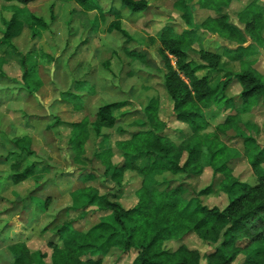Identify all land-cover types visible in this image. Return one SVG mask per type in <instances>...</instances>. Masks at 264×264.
Here are the masks:
<instances>
[{"label": "trees", "instance_id": "trees-1", "mask_svg": "<svg viewBox=\"0 0 264 264\" xmlns=\"http://www.w3.org/2000/svg\"><path fill=\"white\" fill-rule=\"evenodd\" d=\"M4 1L28 4L36 0ZM76 1L86 9L102 8L100 0ZM117 1L119 7H110L109 11L119 19L111 21L108 29L117 30L127 40L130 35L121 26L120 10L127 9L131 16L140 15L149 3L147 0ZM231 1L197 0L199 8L213 10L215 14L195 21L190 1L175 0L174 5L181 9L180 14L187 26L178 33L166 25L157 33V50L163 63L161 83L172 103L170 116L183 124L187 131L179 137L171 136L167 121L158 114L157 96H151L139 110L126 109L119 113L115 111L125 101L104 102L97 106L93 120L88 121L85 117L72 122L69 138L72 157L85 161L86 142L93 134L91 159L103 165L105 189L101 191L100 186L88 182L96 179L95 171L82 172L80 204L66 209H73L77 214L61 221H51L43 228L51 230L54 235L47 241L49 260L46 259L47 252L31 250L26 242L18 240L10 245L12 264H103V257L114 249L134 251L133 259L126 264H264V144L260 145L251 136L244 138L243 153L256 178L255 182H250L234 175L232 155L226 151V145L204 130L208 118H215L219 111L231 107L217 123L216 128L224 131L240 111L264 96V74L255 67L256 60L250 62L244 58V53L253 46L264 45V0H239L245 4L238 12V22L228 19V13L222 10ZM33 18L41 20L40 17ZM4 24L0 43L9 40L20 28L15 14ZM198 28L216 32L235 43L233 48L223 46L222 52L231 59H241L239 70L227 67L228 62L222 60L218 48L200 46L196 49L198 59L189 57L184 46L193 45ZM248 39L250 41L244 44ZM126 49L132 56L143 57L134 49ZM201 70L203 73L199 74ZM221 71L224 78L213 82ZM33 76L26 65L21 77L29 90L38 86ZM233 79L241 87L237 97L239 103L226 93ZM124 125L133 128L127 129ZM114 126L120 135L112 139L103 128ZM13 144L17 149L11 151V180L20 183L31 178L35 186L41 184L48 165L29 161V157L35 154L32 137H17ZM114 156L118 160H114ZM207 166L212 169L213 180L195 194L191 183L186 180L157 178L165 171L200 175ZM128 171L139 176L134 189L137 198L131 206H125L120 200L128 184L124 180ZM33 190L35 188L29 189L26 197H31ZM216 190L227 195L228 201L223 207L202 201L201 195ZM186 192L194 195L186 197ZM49 200V196L43 197L42 208ZM89 207L108 212L109 217L86 230L76 228L73 224L76 217L84 216ZM191 233L211 247L201 253L183 240L175 247L167 245V241L179 240Z\"/></svg>", "mask_w": 264, "mask_h": 264}, {"label": "rangeland", "instance_id": "rangeland-1", "mask_svg": "<svg viewBox=\"0 0 264 264\" xmlns=\"http://www.w3.org/2000/svg\"><path fill=\"white\" fill-rule=\"evenodd\" d=\"M174 1L147 0L149 5L140 15L131 16L127 9H121V26L130 35L126 40L127 37L117 30L108 29L111 21L119 19L109 11L110 7H119L117 0H100L101 9H86L76 0H36L28 4L0 0V37L5 29L4 21L13 14L20 21L16 33L0 43V264H12L10 245L18 240L26 242L31 250L47 252L46 259L49 260L47 241L54 235L51 230L43 228L51 221H61L77 214L73 209H66L67 206L80 204L82 172L95 171L96 179L88 182L100 186L101 191L105 189L102 183L105 177L103 165L91 159L93 134L86 142L85 161L73 159L69 143L71 122L85 117L88 121L93 120L97 106L104 102L125 101L115 111L119 113L126 109L139 110L151 96H157L158 114L167 121L171 136L179 137L187 131L183 124L170 116L172 103L161 83L163 63L157 50L156 36L163 26L169 25L178 33L187 26L180 14L181 9L174 5ZM189 1L195 21L215 14L213 10L199 8L197 0ZM244 4L243 1L233 0L222 10L228 13V19L237 21L238 12ZM33 17H40L41 20L36 21ZM196 33L193 45L184 46L189 57L198 59L196 49L200 46L218 48L222 60L228 62L227 67L239 70L241 59H231L221 50L222 46L233 48L235 43L202 28H198ZM126 48L136 50L135 53L143 54V57L130 55ZM244 58L250 62L256 60L255 67L264 74V45L253 46L244 53ZM26 65L38 85L31 90L22 82L21 75ZM198 73H203V70ZM222 73L219 72L213 82L224 78ZM240 88V84L233 79L226 91L237 103ZM228 110L219 111L215 118H208L204 130L226 145V151L232 155L234 175L255 182L256 178L243 153L244 138L251 136L260 145L264 144V96L248 109L240 111L238 117L221 131L216 128L217 123ZM179 128L184 132H179ZM103 131L111 134L112 139L120 135L115 126L103 128ZM23 135L32 137L35 154L29 157V161L48 165L41 180L45 184L34 186L31 197L26 195L32 187V179L14 183L10 178L11 151L17 149L12 141ZM202 156L205 157L204 154ZM117 158L114 156V160ZM161 177L186 180L194 188V194L213 180L212 169L208 166L200 175L165 171L157 175V178ZM138 179L135 172L126 173L124 180L128 184L120 199L125 206H131L136 201L134 189ZM194 194L186 192L184 195L190 197ZM45 195H50V200L42 208L41 200ZM201 198L203 202L219 207L228 201L227 195L218 190L201 195ZM89 209L84 216L76 217L73 222L76 228L86 230L95 222L109 217L108 212L95 211L93 207ZM182 240L201 253L211 247L194 233L179 240L167 241V245L175 247ZM134 255L133 250L121 252L114 249L103 257V264H126Z\"/></svg>", "mask_w": 264, "mask_h": 264}, {"label": "crops", "instance_id": "crops-1", "mask_svg": "<svg viewBox=\"0 0 264 264\" xmlns=\"http://www.w3.org/2000/svg\"><path fill=\"white\" fill-rule=\"evenodd\" d=\"M232 1H233V0H232ZM239 25H240V26H242L241 24H239ZM247 41L249 42V41H250V39H248ZM222 48H223V46H222ZM222 48H221V50H222ZM128 49H129V48H128ZM71 123H72V122H71ZM71 123H70V124H71ZM71 125H72V124H71ZM49 127L51 128V127H52V125H51V126H49ZM71 130H72V126H71ZM20 137H21V136H20ZM12 142H13V141H12ZM43 175H44V174H43ZM29 179H31V178H29ZM32 180H33V179H32ZM41 180H42V179H41ZM41 180H40L41 184H45V181H44V182H42ZM34 186H35V181L33 180L32 187L30 188V190H31V189H32ZM45 196H50V195H45Z\"/></svg>", "mask_w": 264, "mask_h": 264}]
</instances>
